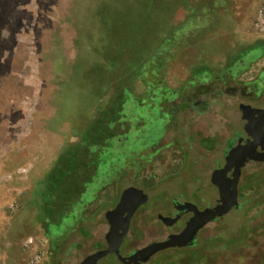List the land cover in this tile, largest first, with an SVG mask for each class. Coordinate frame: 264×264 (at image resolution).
Listing matches in <instances>:
<instances>
[{"label":"rangeland","instance_id":"374dc122","mask_svg":"<svg viewBox=\"0 0 264 264\" xmlns=\"http://www.w3.org/2000/svg\"><path fill=\"white\" fill-rule=\"evenodd\" d=\"M263 4L0 0V264H81L119 224L124 251L166 241L171 200L202 205L195 191L232 138V110L264 109ZM160 92L177 96L156 104ZM56 187L80 196L48 223ZM238 201L140 264H261L264 162L242 170Z\"/></svg>","mask_w":264,"mask_h":264},{"label":"flooded vegetation","instance_id":"af4514ba","mask_svg":"<svg viewBox=\"0 0 264 264\" xmlns=\"http://www.w3.org/2000/svg\"><path fill=\"white\" fill-rule=\"evenodd\" d=\"M206 106L207 105L204 103L203 104L196 103L194 105L197 113H201L205 109ZM232 111L233 112L231 116L233 117H231L232 119L231 121L234 127L232 138L227 141L228 142L227 148H225L224 146V149L222 150L221 155H220L221 158L219 157V159L211 167L212 172H211L210 179L207 185L208 189L205 192H203V191H199L197 188L195 191L196 194H198V196H201L202 205L198 204L197 202L191 201L188 198H185L182 200L172 199L170 203V208H169L170 212L166 215V217L170 220H167L166 223L168 224L165 223V226H164L167 232L166 240L171 236L180 235L187 228L188 225H190L193 221L196 220L198 216L197 212H204L207 210H211L221 204H225V203L227 204L230 198L232 197L233 189H232V184L229 182V180L233 174V168L227 169L225 167L226 159L231 154L230 150L233 148V145H235L234 142L237 143V141L242 140V143H244L247 140V138H249V136L255 134L257 131L264 129V115L263 114L250 113L248 114V116H243L244 115L242 114V112H244L243 108L237 109V106ZM252 163H255V161H250L246 165L252 164ZM246 165L242 167L240 170V175H239L238 184H237L236 205L232 207L222 217L215 218L211 222L225 221L229 213L234 212L235 210H238L242 207L238 201L239 200V184H240L242 170L246 167ZM216 175H220L223 178L222 183H220L218 186L212 183V178ZM172 219H175V221L172 222L171 221ZM170 221H171V224H170ZM121 227H122L121 224L115 227V229L118 230L116 231L118 234L121 233ZM129 231L130 230L128 229L126 235L121 241V244L118 248V253H114L111 255L113 257L114 263L116 262V264H140L143 261V259H145L147 256L146 254L139 255L141 256V258L137 257V259H135V257L133 256L135 255L136 251H132V250L124 251L122 246H123L124 241L127 239V235ZM110 241L112 240H109V242ZM180 248H183V246L167 248L164 250H160L156 253H162L167 250H178Z\"/></svg>","mask_w":264,"mask_h":264},{"label":"water","instance_id":"95a60500","mask_svg":"<svg viewBox=\"0 0 264 264\" xmlns=\"http://www.w3.org/2000/svg\"><path fill=\"white\" fill-rule=\"evenodd\" d=\"M243 108V110L248 109V113H260L264 115V109L261 108H254V107H248ZM238 147L236 145H233V148L230 150L231 154L226 159L225 167L227 169L233 168V174L230 177L229 182L232 184V197L230 198L229 202L226 204H221L219 206H216L215 208L211 210H207L204 212H197L198 216L195 221H193L190 225L187 226V228L180 234L176 236L169 237L166 241L161 243H153L149 246H147L145 249L141 251H136L135 259L137 257H140L139 255L146 254V258L143 259L142 263L148 260L150 256L155 254L156 252L160 250H164L167 248H174L179 246H187L191 242H193L196 238L197 232L204 227L206 224L213 221L215 218H220L224 214H226L232 207L236 205V195H237V184L238 179L240 175V170L242 167H244L247 163L250 161L255 162H264V129L257 131L255 134L249 136L247 140L242 143V140L238 142ZM223 178L220 175H216L212 178V183L216 186H218L220 183H222ZM222 186V185H220ZM167 220L170 219H164L165 223ZM172 222L175 221V219L171 220ZM170 221V224H171ZM168 224V223H166ZM128 230L127 224H123L121 227V233H117L118 231L115 228H112L110 231L107 241H108V247L106 250L99 251L93 255L87 256L81 264H96L97 260L101 259L104 256L118 253V248L121 244V241L123 240L124 236L126 235ZM109 240H112L109 242ZM185 243V244H183ZM132 257V258H133Z\"/></svg>","mask_w":264,"mask_h":264},{"label":"trees","instance_id":"16d2710c","mask_svg":"<svg viewBox=\"0 0 264 264\" xmlns=\"http://www.w3.org/2000/svg\"><path fill=\"white\" fill-rule=\"evenodd\" d=\"M143 74L148 75L147 72H144ZM143 82H144L143 84L147 88H150L152 90H154V89H156L158 87L157 85L152 84V82L149 83L148 80L146 81V80L143 79ZM157 89H159V88H157ZM168 95L169 96L166 97V98L162 97L163 93L160 92V96L162 98L160 97V101L157 102L156 104H158L160 102H169L171 100L173 101L175 96H177V94H168ZM178 95H179V93H178ZM138 98H140V100L138 102L141 103V105H142L143 104L142 100H143L144 97H138ZM138 98H136V99H138ZM163 98H165V99H163ZM159 108H160V106H159ZM53 191H54V197L49 198L50 201H52V202L54 201L53 203H51L52 206L49 207L50 214L52 213L53 216H52V218H50L51 220H48V223H50V222H58L59 223L60 222L59 219L61 218V216L66 213V210L68 211L70 209V206H72V203L76 202L79 199L80 195H78V194H80V193H78V194L77 193L76 194L75 193L74 194H68L66 192L61 191V188H59V187L54 188ZM65 194H68L67 195L68 197ZM64 196L67 197V199H66L67 202L65 201ZM68 207H69V209H68ZM56 209H57V215L55 216L53 214V211H55ZM47 210H48V208H47ZM45 218L47 219V217H45ZM261 264H264V260L262 261Z\"/></svg>","mask_w":264,"mask_h":264},{"label":"built area","instance_id":"2783aa9c","mask_svg":"<svg viewBox=\"0 0 264 264\" xmlns=\"http://www.w3.org/2000/svg\"><path fill=\"white\" fill-rule=\"evenodd\" d=\"M255 27L257 30L264 33V4L260 7V9L257 12L255 19ZM38 260H39V256L36 255V257L33 258V261L38 263Z\"/></svg>","mask_w":264,"mask_h":264},{"label":"crops","instance_id":"0c3cea01","mask_svg":"<svg viewBox=\"0 0 264 264\" xmlns=\"http://www.w3.org/2000/svg\"><path fill=\"white\" fill-rule=\"evenodd\" d=\"M65 150V149H64ZM66 151V150H65ZM64 152V151H63ZM62 154H64V155H60V157H61V159H62V157H64L67 153H62ZM51 170H50V173L52 172V173H54L55 171H57L58 170V168L57 167H54V168H50ZM52 175V174H51ZM27 193V196H26V198L23 196V195H20L19 196V198H20V200H22L23 202H22V206H23V211H24V209H25V213H27V210L26 209H28L29 208V205H28V201H29V196H30V194L28 195V193L29 192H27V191H24V192H21V194H26ZM20 204H21V201H20ZM22 212V211H21ZM21 212L18 214V216L21 214ZM18 216H16V217H18ZM25 216V215H24ZM28 220V218L25 216V217H21V221H23V220ZM20 221V222H21ZM20 222H18V223H20ZM28 222H29V224H30V219L28 220ZM35 224H37V223H35Z\"/></svg>","mask_w":264,"mask_h":264}]
</instances>
